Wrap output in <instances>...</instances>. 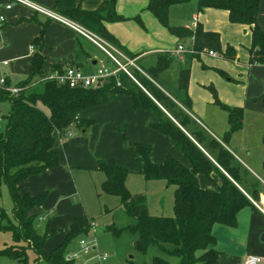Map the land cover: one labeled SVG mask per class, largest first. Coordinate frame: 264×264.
<instances>
[{
    "label": "trees",
    "instance_id": "1",
    "mask_svg": "<svg viewBox=\"0 0 264 264\" xmlns=\"http://www.w3.org/2000/svg\"><path fill=\"white\" fill-rule=\"evenodd\" d=\"M189 0H149L147 10L167 31L184 41L193 38L195 54H184L185 59L200 60L199 52L210 50L228 61L235 59V50L227 46L223 51L219 35L204 31L200 24L196 28L173 27L169 25V8L188 3ZM116 0L102 3L93 12L74 9L66 16L102 38L124 56L134 60L137 68H130L133 79L118 71L114 76L100 79L95 88H69L46 77L53 72L62 73L63 67L54 64L44 71L42 37L45 27L31 45L34 48L29 73L16 84L18 93L11 95L5 80L0 87V101H8L10 111L0 116V186L5 184L12 201V215L15 224H0V230L12 235L13 245L0 250L5 255L27 264V249L36 257L34 263L72 264L65 261L67 249L79 236L90 232V219L77 215L69 225L63 242L49 253L45 252L46 234H38L34 228L36 215L47 193L30 195L22 193V183L47 170L57 168L60 151L57 138L66 137L72 125L86 131L93 121L79 119L80 114L96 106L113 102L119 96H127L134 111L148 112L153 117L150 127L167 137L175 149L187 161V165L167 155L160 164L150 159L148 144H132L137 161L142 165L140 175L145 181H162L166 187H173L172 216L149 214L146 197L131 194L126 188L127 177L132 174L119 166L112 158L97 162L95 171L103 176L99 194L119 199L118 207L128 222L123 226L111 224L107 231L119 236L123 231L135 235L134 249L145 254L149 247H157L168 257L179 260V264H216L218 253L212 248L215 238L212 227L215 224L234 228L241 210L252 207L259 201L261 182L244 167L228 150L227 145L236 132L243 127L244 111L229 107L217 98L216 91L207 87L214 99V105L227 116V131L221 139H215L193 116L192 102L188 95L190 70L179 65L175 72V85L170 88L164 76L172 72L177 59L169 53L150 56L153 60L139 59L121 47L103 26V22L122 20L115 12ZM260 0H197V12L205 9L222 10L231 24L247 26L251 36L248 49L249 65H264V33L257 23ZM148 57V58H150ZM204 69L205 66L202 65ZM221 77L225 73L216 71ZM4 122V128H1ZM124 133L125 125L117 127ZM264 145V128L262 135ZM264 169V163L262 165ZM215 175L220 179L217 189H203L198 175ZM108 212V210H107ZM5 214L0 209L1 221ZM128 264H132L128 262ZM150 264H169L160 257H154Z\"/></svg>",
    "mask_w": 264,
    "mask_h": 264
},
{
    "label": "crops",
    "instance_id": "2",
    "mask_svg": "<svg viewBox=\"0 0 264 264\" xmlns=\"http://www.w3.org/2000/svg\"><path fill=\"white\" fill-rule=\"evenodd\" d=\"M30 1L38 3L77 24V22L69 19L66 13L74 9L93 12L98 10L102 3L108 0ZM148 1L116 0L115 12L122 20L103 22V26L118 41L121 47L131 54H138L140 59L147 58V64H150L153 60L150 56L169 53L177 59V67L174 72H176L179 65L189 67L188 95L192 102V116L215 139H221L227 131V116L226 113L213 104V96L206 88H214L217 98L222 104L243 109V127L240 131L233 134L227 148L261 182L262 189L259 194V202L251 200L253 208L247 207L239 212L237 225L234 228L219 224H215L212 227V234L215 238L212 248L218 253L216 264H243L244 260L249 256L259 257L262 260L261 264H264V181L253 170L255 165H258L259 169L262 172L264 171L262 167L264 163V145L262 144L264 128V65L248 64V49L251 45L249 28L231 24L228 21L227 13L222 10L205 9L198 13L197 0H189L186 4L171 6L168 13L170 26L191 28L195 20L196 25L200 24L204 31L214 32L219 35L222 51L227 46H230L235 50L236 54L233 61L225 60L218 54L217 57L203 55L200 56L199 61L196 59L188 61L185 59L184 54H176L175 50L178 45L188 46L190 39L181 41L171 35L166 28L162 27L147 10ZM4 4L5 1L0 0V15L5 19L0 25V78L4 77L7 80L10 85L9 88L15 87L17 83L27 77L32 54L36 50L30 52L29 46H32L31 42L38 37L42 27H45L42 37L44 71H49L54 64H60L63 69L72 66L87 75L93 74L101 67L111 68L106 64L110 61L109 58L99 47L69 27L51 21L45 16L32 14L21 6H14L11 10H5ZM257 23L264 33V0H260ZM92 34L104 41L96 34ZM4 62H7V65L4 66L2 64ZM202 65L205 66L204 69ZM216 71L225 73L227 77H221ZM121 97L123 96L117 97L113 102L102 105L98 109H96V106L86 110L80 114L79 119L83 118L87 113H92L95 109L97 112H103L105 106L110 108L109 106L120 100ZM134 112L137 116H140V114L149 116L153 121L152 115L148 112ZM85 132L80 131V133ZM56 146L59 148L61 159H59L58 167L25 180L22 183V193L36 195L44 187H47L52 189V191L55 190L49 197L52 201L57 195L63 193L65 195L68 192L67 188L70 187L71 180L64 169L66 163L73 169L79 167L80 163L84 161L88 165L85 169L95 170L97 162L100 161L97 158L92 159L89 155L84 156L81 153L82 148L77 146L76 141L63 143L57 138ZM173 148L175 149L174 146ZM167 155L174 157L185 165L188 164L180 153L179 156L170 153L166 154L165 157ZM165 157L159 163L151 161L160 164ZM135 161L140 164L137 161L136 153ZM118 165L126 168L122 166L123 164ZM68 168L70 169V167ZM131 172L136 173L134 171ZM198 182L203 189H217L221 183L217 176L211 175L207 177L203 174L198 175ZM43 206L44 204L40 210H33L32 213L34 215L42 213ZM74 213H70V218L67 222L69 225L77 215L82 214ZM83 216L88 219L86 215ZM46 247L47 242L44 249L46 253H49Z\"/></svg>",
    "mask_w": 264,
    "mask_h": 264
},
{
    "label": "rangeland",
    "instance_id": "3",
    "mask_svg": "<svg viewBox=\"0 0 264 264\" xmlns=\"http://www.w3.org/2000/svg\"><path fill=\"white\" fill-rule=\"evenodd\" d=\"M106 64L113 69L115 68L111 61ZM176 67L177 64L174 63L172 65L174 70L164 76L166 85L170 88L175 85L174 71ZM130 68L133 67L130 66L128 69ZM134 68H137L136 65ZM109 107L105 106L103 112H97L96 109L100 108V106H97L92 113H87L81 118L82 120L89 119L94 122L85 133H80L79 128L74 124L68 130L70 136L63 137L60 140L63 143L76 141L77 146L82 148L81 153L84 156L89 155L92 159L97 158L102 162L111 157L117 164H123L122 166H125L128 170L136 172L127 177V190L131 194L145 195L149 214L164 217L172 216L174 188L166 187L162 181H145L142 178L139 174L142 166L135 161V150L132 144L150 145V159L156 163L161 162L166 154L174 153L179 156V153L165 136L149 126L153 122L151 117L142 116L144 114H140V116L135 114L131 109L128 97H121L120 100ZM9 111V102L0 101V116L7 115ZM122 125H125L124 133L117 129ZM1 128H4V122H1ZM82 162L79 167L73 169L67 163L65 164L64 169L71 180L70 187L67 188L68 192L65 195H63L64 193L57 195L51 201L49 197L55 190L52 191V189L44 187L39 192L47 193V198L44 202L43 212L36 215L34 228L38 234H46L47 252L54 250L63 241L69 225L67 222L70 213L75 212L74 214L82 213L86 215L95 224L93 231L89 232L87 236H79L67 249V254L78 256L79 264L90 263L96 253L106 254L108 257L107 264H128V262L132 264H150L154 257H160L169 264H179L177 258L166 256L155 246L149 247L145 254L137 252L134 249L136 237L129 231H123L119 236H114L107 231V226L111 224L118 227L123 226L128 222V219L118 207L119 199L117 197L102 193L98 195L103 176L95 170L85 169L88 165L84 161ZM254 168L253 170L264 181V171L262 172L258 165H255ZM12 207L7 187L3 184L0 186V209L5 214V218L2 221L0 219L2 226L7 223L15 224ZM82 238L95 241V251L83 252L78 246V240ZM11 245H13L11 233L0 230V250ZM26 254L27 264H34L35 253L27 249ZM0 264L20 263L5 255H0ZM39 264L46 263L39 262Z\"/></svg>",
    "mask_w": 264,
    "mask_h": 264
},
{
    "label": "built area",
    "instance_id": "4",
    "mask_svg": "<svg viewBox=\"0 0 264 264\" xmlns=\"http://www.w3.org/2000/svg\"><path fill=\"white\" fill-rule=\"evenodd\" d=\"M4 9L11 10L14 6H21L32 14H38L47 17L51 21L58 22L62 25H65L72 29L74 32L79 34L80 36L88 39L92 43H94L97 47H99L109 58L113 66V68L101 67L97 69L93 74H84L81 70L69 66L63 69L62 73L53 72L50 73L46 79L48 80H55L59 84L67 85L69 88H95L99 85L100 79L107 78L110 76H114L118 71L124 72L129 78L133 79L132 75L129 72V67H135L134 61L130 60L126 56H124L121 52L115 49L113 46L109 45L108 43L102 41L101 39L97 38L91 32L83 28L82 26L69 21L68 19L64 18L63 16L55 13L54 11L39 5L30 0H4ZM5 21L4 17L0 15V25ZM196 28V22L194 20L191 29L194 30ZM193 38H190V44L188 46L178 45L175 53L176 54H195L196 52L193 50ZM33 46H29V51L33 52ZM199 56L207 55L209 57H217V54L214 51L210 50H203L202 52L198 53ZM4 66L7 65V62L2 63ZM5 84V78H0V87H3ZM7 91L11 95H16L18 93V88L12 87L7 88ZM70 136V133L67 134ZM95 224L92 222L90 223V232L94 230ZM78 246L80 249L88 253L90 251H95V241H89L87 238H82L78 240ZM108 257L106 254L96 253L94 258L91 262H87L84 264H107ZM65 261L72 262L73 264H79L78 256L76 254H67L65 256ZM262 260L256 256H249L247 257L243 264H261Z\"/></svg>",
    "mask_w": 264,
    "mask_h": 264
}]
</instances>
